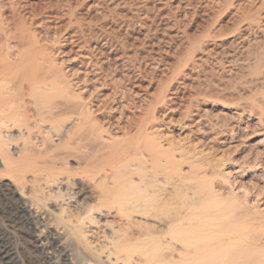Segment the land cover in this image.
<instances>
[{"label": "bare ground", "instance_id": "6f19581e", "mask_svg": "<svg viewBox=\"0 0 264 264\" xmlns=\"http://www.w3.org/2000/svg\"><path fill=\"white\" fill-rule=\"evenodd\" d=\"M57 1L67 27L80 26L67 53L74 54L76 70L55 59L65 52L38 31L57 19L48 15L53 0H0V133L24 139L18 160L2 163L11 183L27 192L20 213L39 224L51 205L63 218L62 230L98 260L81 264H264V224L250 229L228 222L226 200L213 186L223 177L217 158L178 146L156 114L175 100L174 83L196 66L194 56L182 52L186 62L163 82V91L140 104L130 77L115 75L120 65L111 57L125 67L130 60L116 33L98 37L72 3ZM244 19L251 30H264L263 18ZM213 31L205 36L226 35L224 28ZM49 231L33 236L45 261L56 259L50 251L61 233L53 226ZM11 254L0 236V264H9Z\"/></svg>", "mask_w": 264, "mask_h": 264}, {"label": "rangeland", "instance_id": "374dc122", "mask_svg": "<svg viewBox=\"0 0 264 264\" xmlns=\"http://www.w3.org/2000/svg\"><path fill=\"white\" fill-rule=\"evenodd\" d=\"M68 1L75 7V16L83 24L90 22L98 37L107 30L116 33L130 60L125 67L112 56V65H120L115 75L130 77L128 87L141 96L140 104L163 91V82L186 62L182 52L194 56L196 66L185 68L174 83L175 100L156 114L178 146H191L217 158L223 177L215 178L213 186L226 200L227 212L232 215L228 222L259 229V224H264V125L260 121L264 119V30H251L244 17L263 18L264 28V0H229L225 6L226 0ZM53 2L47 13L57 19L46 22L48 25L38 31L51 40L49 44L56 51L65 52L55 59L76 70L71 62L74 54L67 53L72 48L71 35L81 33L80 26L67 27L69 17L60 18L64 8L56 4L57 0ZM237 24L239 30L231 33ZM220 28L225 29V36H205L208 29L216 32ZM105 93L108 91L100 92ZM5 136L0 133V236L12 248L9 264L98 263L62 230L63 218L51 205L45 207L44 220L39 224L20 213L19 206L29 200L27 192L23 193L18 181L11 183L2 161L18 160V147L23 146L24 139ZM75 160L69 158L72 169ZM252 219L253 223L249 222ZM50 226L61 233L52 240L57 250L50 252L56 259L45 261L33 236L40 231L48 236Z\"/></svg>", "mask_w": 264, "mask_h": 264}]
</instances>
